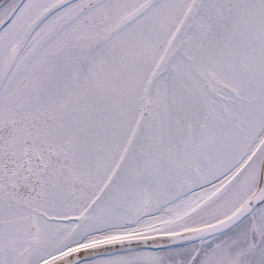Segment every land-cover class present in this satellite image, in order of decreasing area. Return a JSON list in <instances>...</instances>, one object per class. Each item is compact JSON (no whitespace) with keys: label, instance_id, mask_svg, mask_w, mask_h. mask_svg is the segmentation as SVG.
I'll return each instance as SVG.
<instances>
[{"label":"snow or ice","instance_id":"obj_1","mask_svg":"<svg viewBox=\"0 0 264 264\" xmlns=\"http://www.w3.org/2000/svg\"><path fill=\"white\" fill-rule=\"evenodd\" d=\"M0 264H264V0H0Z\"/></svg>","mask_w":264,"mask_h":264}]
</instances>
